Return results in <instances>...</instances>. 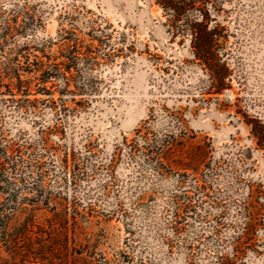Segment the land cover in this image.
<instances>
[{
  "label": "rangeland",
  "instance_id": "374dc122",
  "mask_svg": "<svg viewBox=\"0 0 264 264\" xmlns=\"http://www.w3.org/2000/svg\"><path fill=\"white\" fill-rule=\"evenodd\" d=\"M218 5L221 90L154 1L0 0V264H215L249 221L264 264V0Z\"/></svg>",
  "mask_w": 264,
  "mask_h": 264
},
{
  "label": "trees",
  "instance_id": "16d2710c",
  "mask_svg": "<svg viewBox=\"0 0 264 264\" xmlns=\"http://www.w3.org/2000/svg\"><path fill=\"white\" fill-rule=\"evenodd\" d=\"M151 3L154 1L158 5L167 17L166 26L173 34L181 36L189 35L191 37V52L194 59L198 64L205 65L207 74L213 84H217L221 90L226 85L227 81L231 79V72L229 69L230 54L225 50L224 45L227 42V29L221 22L223 16L220 13L219 3L222 0H150ZM215 13V14H213ZM74 57V56H73ZM71 58L70 61H74L76 58ZM72 69V66H69ZM69 70V71H70ZM40 71V70H38ZM54 72L42 73L43 82H48L53 78H56ZM65 78V77H64ZM69 77L65 79V91L67 93H74L77 90V86H71L73 79ZM19 91L23 95H28L22 90L21 86H18ZM45 95H51L52 93L46 88L43 89ZM254 135L258 138L257 134ZM144 151L147 154H151L149 161L153 164V168L157 173L162 171L164 167L160 164L158 159H155V151L152 146H149L148 142H144ZM131 152L137 150L136 147H132ZM143 151V153H145ZM146 155V154H145ZM147 157L149 155H146ZM75 180V179H74ZM202 187V186H201ZM200 186L197 190H200ZM12 197L16 198V194L12 193ZM178 209V206H177ZM179 211V210H178ZM57 212V211H56ZM178 213V212H177ZM69 210H58L55 215L56 221L61 226L64 224L70 225V222L77 224L79 216L81 215L78 210L73 212L71 219L67 215ZM180 218V217H178ZM67 228V227H65ZM257 225L251 221L245 224V230L243 234H239L233 244V259L222 254H218L215 264H236V259L239 258V254L243 250L245 244L249 243L253 239V235L256 231ZM62 231L64 227L61 228ZM60 232L62 235L63 232Z\"/></svg>",
  "mask_w": 264,
  "mask_h": 264
}]
</instances>
